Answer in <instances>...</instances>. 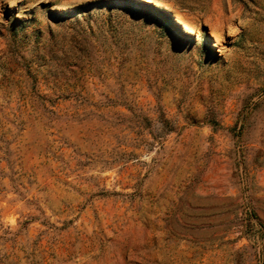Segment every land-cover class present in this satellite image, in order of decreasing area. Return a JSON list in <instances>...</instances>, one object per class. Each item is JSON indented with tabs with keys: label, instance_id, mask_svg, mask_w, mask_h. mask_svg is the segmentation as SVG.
Returning a JSON list of instances; mask_svg holds the SVG:
<instances>
[{
	"label": "rangeland",
	"instance_id": "rangeland-1",
	"mask_svg": "<svg viewBox=\"0 0 264 264\" xmlns=\"http://www.w3.org/2000/svg\"><path fill=\"white\" fill-rule=\"evenodd\" d=\"M0 264H264V0H0Z\"/></svg>",
	"mask_w": 264,
	"mask_h": 264
}]
</instances>
